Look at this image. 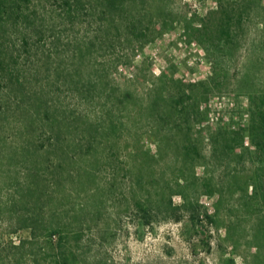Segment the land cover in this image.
<instances>
[{
    "label": "rangeland",
    "instance_id": "1",
    "mask_svg": "<svg viewBox=\"0 0 264 264\" xmlns=\"http://www.w3.org/2000/svg\"><path fill=\"white\" fill-rule=\"evenodd\" d=\"M259 1L264 6V0ZM35 4L40 17L36 30H28L29 39L31 42L39 36V28L51 58L42 60L47 54H36L35 49L28 53L19 45L15 63L21 68L20 74L0 91V207L3 212L13 211L0 214V264H9L7 251L19 258V253H37L39 264H52L58 238L43 236L34 244L27 228L32 224L23 220L19 229L20 215L32 210L38 213L39 226L50 229L68 225L73 236L80 231V241L74 238L71 243L76 264H264L263 219L253 209L245 210L248 187L253 194L247 185L253 173L249 163L239 166L238 183L232 182L233 187L222 198L219 192L200 193L201 221L197 223L186 211L179 221L165 220L157 211L161 203L169 202L174 190L167 183L176 165L172 146L164 145L165 156H159L158 139L151 129H141L132 137L125 134L113 151L116 160H103L105 144L99 145L100 154L88 160L91 177L80 178L81 161L75 157L73 142L81 136L71 124L83 121L82 113L89 115L90 121L108 123L106 100L101 105L97 99L88 106L81 99L77 71L81 70V55L87 52L80 45L91 42H84L78 29L72 31L63 24L54 4L45 0ZM172 7L176 12L173 28L139 48L117 71L113 69L107 81L111 83L109 91L114 86L123 87L143 96L161 76L190 85L214 74L210 56L191 33L200 27L201 17L218 8V0H174ZM254 31L252 24L248 26L249 41L235 53L229 70L231 80L214 90L202 106L205 122L194 130L196 137L206 139L202 146L207 164L196 168L201 178L211 174L217 177L228 170L225 163L211 160L210 137L215 130L242 132L245 145L255 149L247 132L253 102L262 103L264 94L251 95L235 79L241 76L244 59L252 53L248 47ZM12 33L17 40L22 36L18 30ZM98 46L90 47L93 56L86 54L97 68L106 64L109 55L105 48L96 51ZM23 191H28V196L22 195ZM13 192L26 199L25 208L10 206L8 197ZM187 195L193 199L192 190ZM140 199L145 206L150 203L155 207L150 222L135 204ZM172 201L174 205L184 203L180 196H173ZM21 241L27 242L23 251L8 244Z\"/></svg>",
    "mask_w": 264,
    "mask_h": 264
},
{
    "label": "trees",
    "instance_id": "2",
    "mask_svg": "<svg viewBox=\"0 0 264 264\" xmlns=\"http://www.w3.org/2000/svg\"><path fill=\"white\" fill-rule=\"evenodd\" d=\"M35 1L0 0V91L5 88L8 81L20 74L21 68L15 63L19 55L17 52L19 45L26 48L28 53L35 49L36 54L43 56L47 54L45 58H41L42 60L51 58L49 50L47 49L48 53L45 50L46 45L43 46L44 37L39 28L36 32V35H39L37 39L34 38L35 40L31 42L29 39L28 30H36L40 17ZM42 1L40 0L41 3ZM45 1L54 4L60 11L61 20L66 27L72 31L78 29L83 33L84 42H91L88 46L85 43L80 45V48L87 52L81 55V70L77 71V83L82 86L80 94L83 104L91 106L99 99V104L102 105L101 101L106 100L104 108L106 117H109L108 123L90 121L89 115L82 113L80 119L83 121L71 124V127L75 128V133L77 130L81 136L73 142L75 157L81 161L80 178L91 177L92 171L89 169L91 164H88V160H94L100 154L99 145L105 144L101 151L103 160L106 158L116 160L117 155L113 151L116 146L118 147L120 139L125 134L132 137L139 133V130L147 128L151 129L158 139L159 156H165L164 145L172 146V153L175 156L176 171L173 178L167 181V184L174 186V190L170 193L169 202L161 203L157 209L165 220L179 221L186 211L195 223L201 221L200 193L213 195L219 192L222 198L239 179V166L249 163L253 173L247 185H251L253 194L249 193L248 187L245 210L248 212L249 208L253 209V213L264 222V100L258 104L253 102L251 123L247 132L255 149L245 145V135L242 132L217 129L211 135L210 145L213 148L211 160L217 159L228 166V170L217 174V177L211 174V177L201 178L197 175L196 168L207 164L208 159L203 154L202 146L206 139L196 137L194 131L196 126L205 122L203 120L206 113L202 111V106L207 104L209 96L231 80L229 74L231 63L235 61V53L249 41L248 26L251 24L255 28L252 35L254 39L248 47L252 53L244 59L241 76L235 79L238 80L239 86L247 88L251 95L264 94L262 3L259 0H218V8L201 17L200 27L194 28L191 33L210 56L214 74L205 81L190 85H183L180 81L161 76L148 88L147 94L140 96L132 89L122 90L123 87L114 86L109 91L111 83L107 81L112 76L113 69L117 71L120 64L139 48L142 49L173 28L176 15L175 7H172L174 0ZM52 15L54 16V12ZM13 30H18L22 34L18 40L14 38ZM60 40L58 38L57 41ZM97 45L99 46L96 51L105 48L109 52L106 64L98 68L87 57L93 56L90 47ZM82 49L78 48L79 52H82ZM51 144L53 145V139L49 146ZM13 178L10 176V179ZM190 190L193 191V199L187 195ZM23 192L25 194L22 195L28 196V191ZM17 194L16 192L10 194L8 203L10 206L25 208L28 202L22 199V195ZM173 196L182 197L183 205H174ZM135 204L142 210L144 219L150 222L152 215L156 213L155 207L150 203L145 206L141 199ZM25 211L22 209V212ZM6 212L13 211L10 209ZM6 212L0 207V214ZM37 214L33 210L28 211V215L22 213L18 219L19 229L23 225V220L32 224V227L28 225L27 228H30L31 242L34 244L43 236L50 240L57 237L56 255L53 256L52 264H76V252L71 243L74 238L80 241L82 236L80 231H76L73 236L68 225L50 229L44 225L39 226ZM8 244L12 249L23 251L27 242L21 241L18 245ZM7 245L4 246V251L7 250ZM2 251L3 245L0 247V255ZM11 253L7 251L9 264H20L22 261L23 264H39L37 253H19L22 259Z\"/></svg>",
    "mask_w": 264,
    "mask_h": 264
}]
</instances>
